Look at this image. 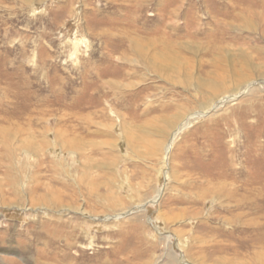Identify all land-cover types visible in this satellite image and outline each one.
Listing matches in <instances>:
<instances>
[{
	"label": "rangeland",
	"instance_id": "obj_1",
	"mask_svg": "<svg viewBox=\"0 0 264 264\" xmlns=\"http://www.w3.org/2000/svg\"><path fill=\"white\" fill-rule=\"evenodd\" d=\"M0 264H264V0H0Z\"/></svg>",
	"mask_w": 264,
	"mask_h": 264
},
{
	"label": "bare ground",
	"instance_id": "obj_2",
	"mask_svg": "<svg viewBox=\"0 0 264 264\" xmlns=\"http://www.w3.org/2000/svg\"><path fill=\"white\" fill-rule=\"evenodd\" d=\"M176 132L177 131L172 132L169 141L166 143V152H169V150L171 148L172 140L174 139ZM158 196H159V191H157V193H156L155 197H153L152 201H156V199L158 198Z\"/></svg>",
	"mask_w": 264,
	"mask_h": 264
}]
</instances>
